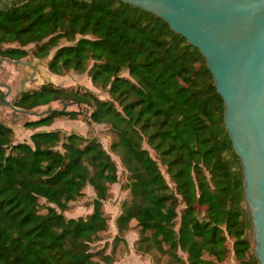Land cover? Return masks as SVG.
<instances>
[{
	"label": "trees",
	"instance_id": "16d2710c",
	"mask_svg": "<svg viewBox=\"0 0 264 264\" xmlns=\"http://www.w3.org/2000/svg\"><path fill=\"white\" fill-rule=\"evenodd\" d=\"M61 38L70 44L55 50L49 71L88 70L91 83L109 98L44 83L13 104L32 109L73 100L90 108L89 122L114 133L110 148L121 151L129 192L114 241L134 220V248L157 252L156 264L160 256L164 264H222L228 240L240 264H258L240 159L200 51L160 17L120 0H19L0 7V45L17 43L0 48L2 57L21 59L28 44L40 57ZM78 114L54 111L24 126H49ZM13 136L0 120V264H112L114 246L110 254L91 247L108 227L102 206L109 185L118 181L109 152L97 138L74 132L39 131L17 143ZM88 185L95 192L92 212L66 218L63 212Z\"/></svg>",
	"mask_w": 264,
	"mask_h": 264
},
{
	"label": "water",
	"instance_id": "95a60500",
	"mask_svg": "<svg viewBox=\"0 0 264 264\" xmlns=\"http://www.w3.org/2000/svg\"><path fill=\"white\" fill-rule=\"evenodd\" d=\"M151 12L197 48L224 102L223 121L240 159L253 251L264 264V0H120ZM13 63L22 59L0 58ZM25 81L20 82V94ZM0 98L3 103L10 88ZM16 94V95H17ZM15 97V96H14ZM14 99V98H13ZM13 110L42 117V112Z\"/></svg>",
	"mask_w": 264,
	"mask_h": 264
},
{
	"label": "rangeland",
	"instance_id": "374dc122",
	"mask_svg": "<svg viewBox=\"0 0 264 264\" xmlns=\"http://www.w3.org/2000/svg\"><path fill=\"white\" fill-rule=\"evenodd\" d=\"M18 0H10L11 2H17ZM4 6L0 3V7ZM70 44L64 38L58 39L55 41V47L50 51L45 53L40 57H36L33 52L35 50L34 44H28L25 46V49L28 51V54L21 59L24 63H13L3 60L0 65V81L6 83L9 86L10 92L5 97L4 102H0V120L5 124L9 125L14 132L13 142H30V133L35 132L34 129L26 128L24 123L27 121L34 120L39 118L36 115L23 113L21 111L13 110L6 103H14L16 99L26 91H32L33 89L39 88L44 83H51L55 87L64 88L65 90H78L85 91L90 90L96 94L101 99H108V93L100 88L96 87L91 83L88 70L85 72H76L74 70H69L61 75L53 74L49 71L47 62L54 54L55 50L62 46ZM9 46H17V43H3L0 45V48L4 49ZM2 56L0 55V58ZM92 62L89 63L90 67ZM122 76H128L127 71L123 70L121 72ZM25 81L24 90L17 94L20 90V82ZM7 91V88L4 86L0 87V98L1 95ZM17 94V95H16ZM15 96V97H14ZM14 98V99H13ZM63 103H66L65 110H76L79 111V114L76 116V119H70L67 116L57 117L54 119L53 123L46 128L41 129L42 131L58 130L62 135L68 133H78L85 137H95L97 138L104 148L109 152L111 158L114 160L117 166L118 181L114 184L109 185L108 188V197L103 202L102 209L105 215L108 217V227L105 231L98 233L97 237L91 243L92 250H105L107 254H110L114 246V257H124L126 253L129 252L128 243H135L139 233L136 222L131 220L129 223L130 228L125 232L120 234L121 238L116 242L114 238L118 236V230L116 228V219L121 211L122 202L128 198L129 192L125 188L127 184V171L120 161V150L114 151L110 148L112 142L116 139L114 133L108 129L105 124H95L88 121V113L90 108L84 104L76 103L73 100L58 99L47 105L38 106L28 110H34L36 112H42L47 108H56L61 109ZM14 105V104H13ZM21 108V107H20ZM24 109V108H22ZM39 131V130H38ZM150 154L156 158L157 154L149 148ZM160 170L163 173L166 181L170 186H173L168 174L165 172V166L159 164ZM95 197V192L91 186H86L83 190V195L78 198L76 201L70 202L69 207L66 211L63 212L66 218H77L79 216L85 217L87 214L92 212L91 202ZM44 212V209L41 210ZM115 244V245H114ZM232 241H227V247L229 248V253L226 259L222 264H240L238 260L234 258L231 251ZM152 259H155L159 256L157 252H152L149 254ZM97 258V257H96ZM165 257L160 256V263L164 264Z\"/></svg>",
	"mask_w": 264,
	"mask_h": 264
},
{
	"label": "crops",
	"instance_id": "0c3cea01",
	"mask_svg": "<svg viewBox=\"0 0 264 264\" xmlns=\"http://www.w3.org/2000/svg\"><path fill=\"white\" fill-rule=\"evenodd\" d=\"M47 126H40L34 128L35 132L42 131L41 129L46 128ZM39 130V131H38ZM34 132H31L32 134ZM129 252L126 253L124 257H118L112 264H156L154 259L151 258L149 254L139 253L135 248L133 243H128ZM233 255V254H232Z\"/></svg>",
	"mask_w": 264,
	"mask_h": 264
},
{
	"label": "flooded vegetation",
	"instance_id": "af4514ba",
	"mask_svg": "<svg viewBox=\"0 0 264 264\" xmlns=\"http://www.w3.org/2000/svg\"><path fill=\"white\" fill-rule=\"evenodd\" d=\"M8 1H10V0H0V3H2L4 6H1V7H5V6H9V5H12L13 3H15V2H11V3H9ZM19 1V0H18ZM17 1V2H18ZM0 84H6V83H4V82H2V81H0ZM1 87V86H0ZM3 95V94H2ZM2 95H1V97H2Z\"/></svg>",
	"mask_w": 264,
	"mask_h": 264
}]
</instances>
